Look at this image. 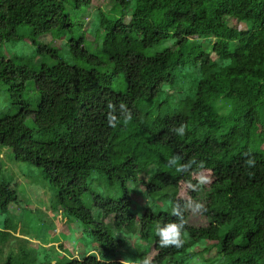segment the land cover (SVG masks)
Listing matches in <instances>:
<instances>
[{
  "label": "trees",
  "instance_id": "obj_1",
  "mask_svg": "<svg viewBox=\"0 0 264 264\" xmlns=\"http://www.w3.org/2000/svg\"><path fill=\"white\" fill-rule=\"evenodd\" d=\"M110 1L112 15L101 14L99 19L105 61L73 38L69 54L81 66L65 62L49 45L38 44L36 53L43 61L35 69L5 60L0 52V82L17 95L21 106L16 114L0 119V149H9L14 161L39 169L53 190V211L63 209L90 228L93 243L103 251L64 264H173V258L200 239H219V254L228 264H264V160L253 144L264 109V0ZM90 2L0 0V44L22 40L25 33L70 32L73 24L66 6L77 10ZM224 18L257 28L238 30L222 22ZM20 28L25 32L19 33ZM169 38L171 47L147 55ZM210 38L216 61L200 43ZM187 67L196 76L195 88L178 99L173 92L177 74ZM117 75L124 91L111 88ZM28 80L38 96L34 111L21 97ZM164 86L170 90L164 91ZM221 99H239L244 106L226 136L212 124ZM109 101L116 105L115 128L107 125ZM120 102L131 111L128 122L122 118ZM29 116L35 130L25 125ZM181 123L187 125L182 137L174 131ZM34 132L47 139H35ZM173 156L178 157L177 165L169 164ZM249 158L255 160L251 167L246 163ZM180 165L189 167L178 172ZM202 171L214 178L208 188L194 179ZM95 174L110 187L122 189L123 195L112 199L90 192ZM131 180L144 187L146 197L168 201L167 211L146 209L137 218L130 211ZM180 183L188 186L192 200L202 203L207 226L189 224L188 205L178 196ZM87 194L90 208L81 202ZM16 202L9 182L1 181L0 213ZM176 206L182 213L179 218L172 213ZM100 216L113 217V229ZM181 220L183 246L161 247L158 227ZM222 227L227 229L220 237ZM8 228L14 229L5 224L0 241L9 235ZM109 230L127 234L138 230L141 241L151 240L154 258L113 261L108 253L122 242Z\"/></svg>",
  "mask_w": 264,
  "mask_h": 264
},
{
  "label": "rangeland",
  "instance_id": "obj_2",
  "mask_svg": "<svg viewBox=\"0 0 264 264\" xmlns=\"http://www.w3.org/2000/svg\"><path fill=\"white\" fill-rule=\"evenodd\" d=\"M112 9L110 0H91L90 6H82L77 10L72 9L71 6H66V13H68L73 24L70 32L53 31L38 36L25 33L26 37L22 40L15 42L3 41L0 44L1 56L5 60H13L16 65L35 69L43 61V58L36 53L38 44L49 45L58 51L59 56L65 62L81 66L80 63L73 61L69 54V41L73 38L81 40L84 49L88 53L94 54L105 61L102 54L104 31L100 27L99 19L101 14L105 17L111 16ZM222 22L238 30L257 28V24L244 25L226 18L222 19ZM18 32L23 33L25 29L20 28ZM213 42L212 38L200 41L203 50L210 55L212 60L216 61L217 58L210 49ZM172 45L173 39L169 38L157 49L148 50L146 53L152 55L154 52ZM49 63L51 64V62ZM11 78L15 82L17 72L13 71ZM195 80L196 76L190 70V67L177 74L176 87L173 92H175L178 99L189 94L190 89L193 88L194 90ZM111 88L116 92L125 90L120 75L112 79ZM163 88L166 92L170 90L165 86ZM21 97L29 105V108L34 111L38 96L32 80L26 81ZM17 102V95L11 94L8 87L0 82V119L4 116L16 114L21 107ZM220 102L217 104V113L212 117V124L217 127L220 136H226L233 125L232 119L243 112L244 106L239 99L231 101L221 99ZM25 125L35 130L32 116L26 119ZM33 137L41 140L47 139V137L39 136L36 132L33 133ZM253 144L258 152V157L264 160V109L260 112V123L254 130ZM0 162L2 165L0 182H9L10 188L17 195V202L11 205L7 212L0 213V230L4 228L5 224L14 228L13 230L8 228L9 235H5V238L0 241V264H7L9 260L10 264H20L21 262L27 264H64L69 259L78 260L88 253H94L98 256L103 253L99 246L93 243L90 228L82 225L79 220L68 217L63 209L53 211L51 207L53 190H51L47 178L39 169L14 161L11 151L6 148L0 149ZM139 179L141 180L140 176ZM194 179L206 188L214 181L209 171H202L194 175ZM137 183L133 180L127 183L131 198L130 211L137 218L146 209H151L154 212L161 209L167 211L170 205L168 201L146 197L144 187L138 188ZM88 186L90 192H99L105 198L119 199L124 193L122 189L110 187L102 182L97 174L93 175ZM178 196L188 205L190 225L205 227L209 224L207 219L201 215V210H194L193 206L199 200L191 199L188 186L184 183L179 185ZM81 202L85 207L90 208L89 194L85 195ZM198 204L202 205L200 202ZM92 210L95 217H97L96 210L94 208ZM101 220L113 229V217H102ZM226 229V227H222L220 237ZM109 231L110 234L119 238L122 242L119 249L108 253L109 258L113 261L138 263L144 258L148 261L154 258L156 251L153 246H150L151 240L148 242L141 241L138 237V230L132 234L115 230ZM186 241H189L187 237ZM219 241V239L214 241L200 239L191 245L184 254L173 258L172 262L173 264H228L219 254Z\"/></svg>",
  "mask_w": 264,
  "mask_h": 264
},
{
  "label": "clouds",
  "instance_id": "obj_3",
  "mask_svg": "<svg viewBox=\"0 0 264 264\" xmlns=\"http://www.w3.org/2000/svg\"><path fill=\"white\" fill-rule=\"evenodd\" d=\"M107 107V125L109 127L115 128L117 126L118 118L116 115V105H114L111 101H109L106 105ZM119 109L122 113V118L124 122H128L132 119L131 111L128 109L126 103L120 102L119 103ZM187 129V125L184 123H181L179 127L174 128L175 133L178 136H184ZM178 157L173 156L169 160L170 165H177ZM247 165L249 167L253 166L255 164V160L252 158H249L246 161ZM189 165H180L176 168V170L183 171L185 170ZM190 187H194L190 185ZM195 211H199L202 209V205L195 204L193 206ZM173 215H176L178 218L182 215L181 211L179 210V206H176L172 210ZM184 228L183 221L181 220L179 223H167L163 225L162 227H158L157 229V235L159 237V244L161 247H168V246H175L176 248H180L183 246V239L181 238L182 230Z\"/></svg>",
  "mask_w": 264,
  "mask_h": 264
}]
</instances>
